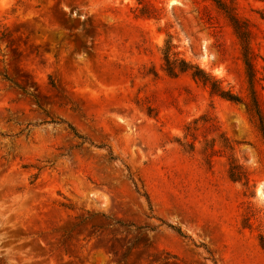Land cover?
Returning <instances> with one entry per match:
<instances>
[{"label":"rangeland","instance_id":"374dc122","mask_svg":"<svg viewBox=\"0 0 264 264\" xmlns=\"http://www.w3.org/2000/svg\"><path fill=\"white\" fill-rule=\"evenodd\" d=\"M233 7L264 115V0ZM0 35V264H264V137L215 2L0 0Z\"/></svg>","mask_w":264,"mask_h":264},{"label":"trees","instance_id":"16d2710c","mask_svg":"<svg viewBox=\"0 0 264 264\" xmlns=\"http://www.w3.org/2000/svg\"><path fill=\"white\" fill-rule=\"evenodd\" d=\"M212 1L215 2L218 8H220L225 13V15L228 17L236 34L239 36V38L242 41V51H243L242 55H243V61H244L245 68H246L247 77L250 83V97H251L250 102L245 103V105L251 117L255 118L258 121V127L264 137V115L259 105V102L255 96V92L253 90V82L256 79V69H255V64H254V58L251 54V48H250L249 41H248V36L250 34V31L247 28L245 22L241 21L237 13L234 11L233 4L235 0H212ZM1 39H2V36L0 35V41ZM188 68H194L192 75L198 80H200L201 82H203L204 84L208 85L212 93L218 94L221 97L227 100L233 101V102L242 101V98L240 95L236 94L230 89L226 90L222 88L218 79H216L211 74L207 73L205 70L199 68L198 66H193V65H189L185 69L184 68L183 69L187 70ZM5 77L7 78V76ZM69 127L71 128L75 136L86 141L87 138L79 134V132L76 130L74 126L70 125ZM111 158H115V156L111 155ZM231 177L233 179H236L235 176H231ZM135 186H136L137 191L139 192L138 186L136 184ZM143 195L147 198V201L150 205V209H152L148 194L144 192ZM160 221H161V224H165L173 228L174 230H176L177 233H179L180 235L187 237V235H185L184 232L179 227H176L173 224H170L169 222H166L163 219H160Z\"/></svg>","mask_w":264,"mask_h":264}]
</instances>
